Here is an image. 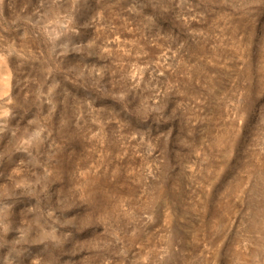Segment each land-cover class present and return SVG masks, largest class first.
<instances>
[{
  "label": "rangeland",
  "instance_id": "rangeland-1",
  "mask_svg": "<svg viewBox=\"0 0 264 264\" xmlns=\"http://www.w3.org/2000/svg\"><path fill=\"white\" fill-rule=\"evenodd\" d=\"M0 264H264V0H0Z\"/></svg>",
  "mask_w": 264,
  "mask_h": 264
}]
</instances>
